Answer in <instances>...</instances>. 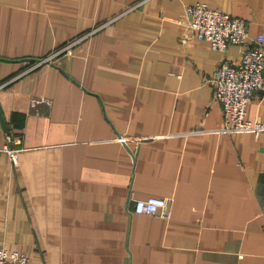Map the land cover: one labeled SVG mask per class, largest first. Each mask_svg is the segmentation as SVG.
<instances>
[{
	"label": "crops",
	"instance_id": "0c3cea01",
	"mask_svg": "<svg viewBox=\"0 0 264 264\" xmlns=\"http://www.w3.org/2000/svg\"><path fill=\"white\" fill-rule=\"evenodd\" d=\"M197 2L264 34V0H0V248L31 264H264V130H225L210 81L225 54L183 22ZM247 111L264 117V90ZM150 196L172 216L136 212Z\"/></svg>",
	"mask_w": 264,
	"mask_h": 264
},
{
	"label": "built area",
	"instance_id": "2783aa9c",
	"mask_svg": "<svg viewBox=\"0 0 264 264\" xmlns=\"http://www.w3.org/2000/svg\"><path fill=\"white\" fill-rule=\"evenodd\" d=\"M183 22L188 27L191 36L198 40L209 41L212 48L225 54L210 79L214 88V100L220 104L223 110L225 130L260 133L264 130V117L251 120L247 116V110L257 92L264 90V34H260L257 38L249 41L248 20L213 8L206 2L188 4L185 8ZM96 31L97 28H94L83 36L64 44L48 57L34 62L25 72L44 62H54L64 53L72 52L77 44ZM231 44L245 46L237 59H231L227 56V50ZM6 85L5 82L0 87ZM20 143L21 139L15 137L13 132L7 133L5 149L16 164L19 162L20 147H14L13 144L18 145ZM134 206L135 211L139 213L159 215L164 218L172 216L170 199L166 197L150 196L136 199ZM0 264H31V259L24 252L1 247Z\"/></svg>",
	"mask_w": 264,
	"mask_h": 264
},
{
	"label": "rangeland",
	"instance_id": "374dc122",
	"mask_svg": "<svg viewBox=\"0 0 264 264\" xmlns=\"http://www.w3.org/2000/svg\"><path fill=\"white\" fill-rule=\"evenodd\" d=\"M83 35H84V34H80L78 37H81V36H83ZM82 42H83V41H82ZM82 42H81V43H82Z\"/></svg>",
	"mask_w": 264,
	"mask_h": 264
}]
</instances>
